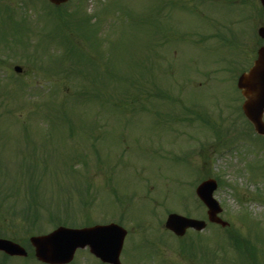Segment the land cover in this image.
I'll return each mask as SVG.
<instances>
[{
  "label": "rangeland",
  "instance_id": "374dc122",
  "mask_svg": "<svg viewBox=\"0 0 264 264\" xmlns=\"http://www.w3.org/2000/svg\"><path fill=\"white\" fill-rule=\"evenodd\" d=\"M207 1L71 0L61 11L74 9L72 17L45 0L0 3L3 237L29 250L28 237L50 231L68 198L69 221L127 229L121 264H241L239 256L253 264L231 243L236 237L264 264V138L246 123L235 86L264 44L256 35L264 13ZM62 33L75 42L67 55L56 45ZM145 89L156 94L146 98ZM33 175L42 213L28 225L11 211L26 203ZM206 178L218 183L213 195L228 225L208 222L176 237L163 227L166 214L206 219L193 195ZM2 264L41 263L29 254ZM70 264L98 263L84 248Z\"/></svg>",
  "mask_w": 264,
  "mask_h": 264
},
{
  "label": "water",
  "instance_id": "95a60500",
  "mask_svg": "<svg viewBox=\"0 0 264 264\" xmlns=\"http://www.w3.org/2000/svg\"><path fill=\"white\" fill-rule=\"evenodd\" d=\"M50 1L59 3L64 0ZM260 1L264 7V0ZM258 33L264 37V27H260ZM15 70H19V67H15ZM237 86L244 96L242 103L244 114L254 124L257 132L264 134V122L261 118L264 108V46L258 49L252 66L239 75ZM215 187L216 182L213 179H208L197 186L196 193L208 208L209 221L224 226L226 222L217 216L221 208L212 196ZM165 226L176 234L182 235L187 227L202 229L205 222L171 213L167 216ZM125 233L124 229L114 223L83 228L59 226L47 234L31 236L30 242L34 247L36 258L50 264L69 262L76 248L86 245L90 252L101 260L110 264H120L118 255ZM0 250L10 255L26 254L24 248L18 243L3 238H0Z\"/></svg>",
  "mask_w": 264,
  "mask_h": 264
},
{
  "label": "trees",
  "instance_id": "16d2710c",
  "mask_svg": "<svg viewBox=\"0 0 264 264\" xmlns=\"http://www.w3.org/2000/svg\"><path fill=\"white\" fill-rule=\"evenodd\" d=\"M62 38H64V43H66V44H68V42L70 41V39H69L67 36H65V35H63ZM69 45H70V44H69ZM71 50H72V47H70V48L68 49L69 52H70ZM144 94H145V97L147 98V97H148L147 95L151 96V95H153L154 93H153V91H150L149 89H148V90L145 89ZM120 106H121V105H120ZM34 220H36V218L33 219V221H34ZM33 221L30 223V225H31V224H34ZM237 238H238V237H236V240L234 241L235 245H236L237 247H240V245H241V246H243L244 248H246V246H247V241L244 240V242H241V240H240L239 238H238V239H239V240H238ZM249 248H250V247H247L246 250H249ZM250 253H252V252H250Z\"/></svg>",
  "mask_w": 264,
  "mask_h": 264
}]
</instances>
